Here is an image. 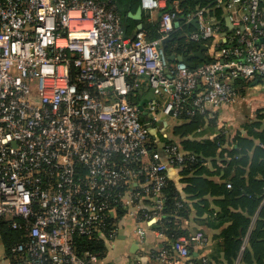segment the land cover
<instances>
[{
  "label": "built area",
  "instance_id": "obj_1",
  "mask_svg": "<svg viewBox=\"0 0 264 264\" xmlns=\"http://www.w3.org/2000/svg\"><path fill=\"white\" fill-rule=\"evenodd\" d=\"M139 3L160 13L158 38L126 37L113 0H0V220L21 232L10 251L24 264H94L95 255L77 254L74 236L106 244L126 222L140 247L130 264H142V224L165 216L168 168L194 156L175 144L149 149L143 113L129 100L131 79H145L164 100L145 104L152 116L206 115L214 126L217 109L244 99L232 79L258 78L264 88V0H212L227 11L230 34L205 8ZM174 31L204 45L209 61L170 62L163 43ZM153 231L155 264H193L192 252L209 264L203 230L169 247Z\"/></svg>",
  "mask_w": 264,
  "mask_h": 264
},
{
  "label": "trees",
  "instance_id": "obj_2",
  "mask_svg": "<svg viewBox=\"0 0 264 264\" xmlns=\"http://www.w3.org/2000/svg\"><path fill=\"white\" fill-rule=\"evenodd\" d=\"M174 1H176V5L173 4ZM113 3L125 36L132 38L136 22L127 17V11H135L139 6V0H113ZM174 6L182 9L183 12L205 8V12L216 17L222 32L231 33L225 20L223 7L219 6L210 10L214 7L212 0H167V11L172 10ZM157 16L155 21L148 20V15L142 17V31L148 40L158 38L159 12ZM163 49L167 56L175 55L186 58L194 55L199 50V45L196 42L185 40L180 31H174L164 41ZM190 61L196 64L201 63L195 58H191ZM205 61H209V59L205 57L203 62ZM129 82L131 85L129 100L131 103L135 100L139 104L144 99V91L139 89V80L131 79ZM250 82L235 78L231 80L230 86L239 92L237 88L249 89ZM153 101L158 104V108L164 103V100L159 96H155ZM185 106L189 107L188 104ZM192 119L182 113L177 121L186 124ZM151 123V128L154 129V133H150L148 144L151 151L161 153L163 145L175 144L180 151L194 156V161L177 166L180 167L177 180L170 179L167 175L163 187L165 216L159 225L150 226L151 230L160 229L162 231L164 240L160 242V245L169 247L176 238L186 236L190 231L183 227L182 223L189 220L191 214L194 215L193 222L198 226L206 225L212 229L220 227L221 223L225 221L223 217L227 218L228 212L225 208L231 202L232 205L241 204L250 216L256 215L257 221L252 231L251 243L253 246L256 245V253L261 255V251H264V205L260 209L258 207L264 198V110L256 111L254 120L241 124L240 128L243 134L237 131L235 136L229 139L218 131L219 129L217 130V126L210 125L199 130H193V128L189 130L188 127L182 126L178 130L182 136L177 140L169 139L159 133L154 121ZM189 132H192L191 137L188 136ZM175 135L177 134L175 133ZM248 164L249 169L246 171L245 168ZM201 175H207L209 178ZM178 182L183 185L182 188L178 187ZM205 184H209L211 194L214 193L222 197L219 202V206L222 208L220 213L212 215V211L208 210L207 201L203 199V196L208 192L203 189ZM225 199L228 202H225ZM122 216L123 210L117 205L112 220L118 221ZM230 216L233 218L232 222L234 218H239V221H234L231 228L241 229L244 232L248 225V219H242L243 217L237 214H230ZM215 219H221V221L217 224H211L210 221ZM73 240L79 256L88 252L95 255L99 260L105 259V264H112L111 261H106L108 251L105 242L101 239L74 236ZM19 241H21V232L11 228L8 221L0 220V264L4 261H8L7 264H24L18 255L10 251V246ZM225 241L230 244V249H223L219 254L216 245H213L212 248L209 247L206 254L209 264L218 262V258H222L226 264H233L236 261L239 256V241L235 236L234 238H225ZM192 253L190 255L193 264H196V259ZM152 254H155V251ZM244 254L245 256L248 255L247 252L242 254V262Z\"/></svg>",
  "mask_w": 264,
  "mask_h": 264
},
{
  "label": "crops",
  "instance_id": "obj_3",
  "mask_svg": "<svg viewBox=\"0 0 264 264\" xmlns=\"http://www.w3.org/2000/svg\"><path fill=\"white\" fill-rule=\"evenodd\" d=\"M173 4L176 5L177 4L176 1H174ZM137 8L135 9V11H129V10L127 11V17L130 20H133L134 22H136L133 35H135L139 31H142L141 20L144 15H148L149 16L148 20L150 21H155L158 17L157 16L158 12L148 14L142 11L141 19L135 20L131 18L130 15L134 14ZM215 8H218V7L210 8V10L215 9ZM223 10L225 12V20L227 22V11L224 8ZM206 16L208 17L210 21L218 23L216 17L213 14L206 12ZM138 24H141V30H137ZM139 83H140L139 89H141V91H144V97H143L144 99L139 104H137L135 100H133L132 103L144 108L145 104L153 101L154 96L152 95L151 90L145 79L143 78L139 79ZM237 89L239 90L238 93L244 98L242 102L237 106H223L217 109V111H215L217 130L219 129L218 131L224 134V136L227 139L231 137L233 138L237 131L243 134V131L240 128L241 124L249 120H254L256 111L264 110V88L261 85V81L258 78H255L253 81L250 82L249 89L247 90H241L240 88H237ZM146 113L142 114V116L143 117L146 116ZM159 119L160 118L158 116L153 115L152 117L149 118V123L154 121L155 122L154 124L157 130L163 136L167 137L166 135L172 133L173 136L175 137L173 139L175 140L179 139L180 136H182L180 135V132H178L180 127L176 121L166 118L164 122H162ZM208 125L214 126L211 123V121L206 117V115H199L193 118L190 122L186 123L185 124L186 127L184 125L183 127L185 128L188 127L189 130L190 129L192 130V128L193 130L194 129L199 130L200 128L206 127ZM175 133L177 135H175ZM208 134H211V133H208ZM191 135H192V132L191 133L189 132L188 136L191 137ZM210 137L211 135L209 136V138ZM179 168L180 167H175V166L169 167L167 171L168 178L177 180V178H179L177 176ZM248 169H249V164L246 166L245 170L247 171ZM201 176L209 178V176L207 175H201ZM214 181H216V179H214ZM177 184L179 188L183 187V185H181L179 182ZM203 189L205 191H208L207 194L203 196V199L207 201L208 210L212 211V215H215L216 213H220L222 208L219 206V202L222 200V197L214 193L211 194V192H209L210 191L209 184H205L203 186ZM224 201L228 202L226 199ZM145 202L148 205L150 202L149 198H147ZM263 205H264V198L260 201V205L258 209H260ZM225 209L228 212L226 214L227 218L223 217L225 221L221 223L222 225L220 227L212 229L210 227H207L206 225L198 226L192 220V218L194 217L193 214H191L189 220L184 221L182 223V226L185 228H188L190 232L195 231L197 229H201V230L203 229L204 232L208 235V237L211 240L210 247L212 248L213 245H216L218 247L217 249L218 254L219 252L221 253L223 249L225 250L230 249V244L225 241V238H229V237L234 238L235 236L237 241H239L240 245H239V256L233 264H264V251L263 252L261 251V255L260 254L258 255L255 250L256 245L253 246L251 243V237L253 235L252 231L254 230L255 223L257 221L256 215L250 216L247 213V211H245L242 208L241 204L232 205L231 202L227 204ZM230 214H237V215L242 216L243 217L242 219L244 218L248 219V225L244 232L241 229L231 228L234 224V221H239V218H234V221L232 222L233 218L230 216ZM221 219L211 220L210 223L217 224L221 221ZM142 227L145 232L144 233L145 241L143 244V250L141 252V255H143L142 264H155L151 256L152 252L157 249L156 248L157 244L154 239V231L151 230L150 226L147 224H142ZM105 245L108 251L106 261H111L112 264H130V257L134 254H137L138 249H140L139 245L135 242V238L132 233L131 224L128 222H126L125 225L120 228L117 237L114 240L106 243ZM108 247L110 248L108 249ZM109 250H110V254H109ZM244 252H247L248 255L245 256L244 254L243 262H242V254ZM192 256L195 259L197 258L195 253H192ZM197 260L198 258L196 259V264H197ZM217 261L219 263L215 261L214 264H226L222 260V258H218ZM7 263L8 261H4L2 264H7ZM94 264H105V259L104 260L98 259Z\"/></svg>",
  "mask_w": 264,
  "mask_h": 264
},
{
  "label": "water",
  "instance_id": "obj_4",
  "mask_svg": "<svg viewBox=\"0 0 264 264\" xmlns=\"http://www.w3.org/2000/svg\"><path fill=\"white\" fill-rule=\"evenodd\" d=\"M141 15H142V10L140 9V7H138L136 12L134 14L130 15V16H131V18H133L135 20H140L141 19ZM176 25L177 24L175 23V26ZM137 30H141V24H138ZM204 50H205V46L204 45H200L199 46V50L192 56L183 58V57H180V56L174 57L173 55H171V56L168 57V60L170 62H173V61L183 62L187 67L194 68L196 66V63L191 62L190 59L191 58H195V59H197V60L202 62L204 60V56H203V51ZM137 107H138L139 110L142 111L143 114L146 113V110L145 109L143 110V108L141 106H137ZM157 116L160 118L159 120L162 121V122H164V120L166 119V116L164 114H159ZM150 117H152V113L147 112L146 116H144V117L142 116V120H143V123L145 124V126L147 127V129L149 130V133L153 134L154 133V129H152L151 126L149 125V118ZM171 134L166 135L167 138H169V139L175 138L173 136V134L172 135ZM197 264H201L199 259L197 260Z\"/></svg>",
  "mask_w": 264,
  "mask_h": 264
},
{
  "label": "rangeland",
  "instance_id": "obj_5",
  "mask_svg": "<svg viewBox=\"0 0 264 264\" xmlns=\"http://www.w3.org/2000/svg\"><path fill=\"white\" fill-rule=\"evenodd\" d=\"M177 122V124L179 125V127L181 128L183 125L185 126V124H183L182 122H180V121H176ZM115 239V238H114ZM113 239V240H114ZM110 247H108V249H109ZM109 254H110V250H109Z\"/></svg>",
  "mask_w": 264,
  "mask_h": 264
}]
</instances>
